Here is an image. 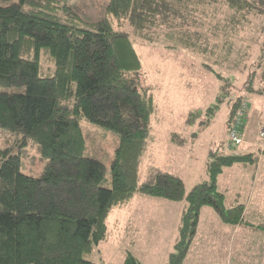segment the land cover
I'll list each match as a JSON object with an SVG mask.
<instances>
[{"label": "trees", "instance_id": "trees-1", "mask_svg": "<svg viewBox=\"0 0 264 264\" xmlns=\"http://www.w3.org/2000/svg\"><path fill=\"white\" fill-rule=\"evenodd\" d=\"M227 1L238 11L249 7L247 0ZM69 3L0 0V88L10 89H0V129L21 134L24 145L32 141L44 159L37 176L27 175L20 152L0 149V264H99L86 256L107 237L111 212L135 193L186 202L169 256V264H183L202 207L225 224L242 222L243 205L225 207L216 181L224 167L257 163L258 156L210 152L207 179L187 193L179 177L162 171L137 185L155 99L138 80L142 63L130 36L113 21H126L147 42L161 29L185 30L182 42L195 47L204 0H107L96 21ZM42 50L54 64L46 76L39 74ZM261 74L264 82V64ZM241 104L231 107L228 127ZM199 115L191 112L185 123ZM83 119L118 136L108 188L104 163L84 155ZM171 140L183 142L177 134ZM123 264L140 263L128 252Z\"/></svg>", "mask_w": 264, "mask_h": 264}, {"label": "rangeland", "instance_id": "rangeland-1", "mask_svg": "<svg viewBox=\"0 0 264 264\" xmlns=\"http://www.w3.org/2000/svg\"><path fill=\"white\" fill-rule=\"evenodd\" d=\"M106 2L70 0L69 4L84 20L96 21L104 17ZM247 2V11H238L227 0H204L198 6L199 25L193 29L198 44L189 48L182 42L185 30L161 29L153 42H147L137 37L126 21H113L116 30L130 36L142 63L138 80L155 99L137 185L153 183L154 172L162 171L179 177L187 193L207 179L210 152L253 153L260 157L258 165L254 162L224 167L217 177V190L224 194L225 207L244 204L242 225L226 224L224 229L208 232L212 224L205 219L204 211L222 223L211 207L202 208L201 230L205 234L201 231L194 235L190 257L187 262L186 255L184 264H264V205L256 208L258 213L245 209L251 191L259 197L264 192V0ZM53 70V62L42 50L39 74L50 75ZM240 100L246 104L241 124L243 144L234 149L228 147L227 122L231 107ZM199 111L191 125L185 123L191 112ZM81 126L86 136L84 155L104 163L102 186L108 188L118 136L84 119ZM174 134L183 139L182 144L171 140ZM3 147H10L13 154L21 153L24 174H39L44 159L32 141L24 145L21 134L0 129V149ZM135 197L132 205L113 210L106 222L107 237L86 259L99 264H123L129 252L142 264H169L175 243L171 242V234L175 231V237L178 235L180 213L186 202L149 198L140 193ZM126 226L134 240L124 237Z\"/></svg>", "mask_w": 264, "mask_h": 264}, {"label": "crops", "instance_id": "crops-1", "mask_svg": "<svg viewBox=\"0 0 264 264\" xmlns=\"http://www.w3.org/2000/svg\"><path fill=\"white\" fill-rule=\"evenodd\" d=\"M259 149V148H258ZM262 154H264V152L262 151ZM260 158V157H259ZM259 158H258V160H257V165H258V162H259ZM231 167V166H230ZM254 167H256V164H255V166ZM254 169H257V168H254ZM255 177H256V175H254L253 176V178H252V181L255 179ZM217 184H218V180H217ZM141 196L143 195V196H147V197H149V198H152V196H148V195H144V194H140ZM224 195V194H223ZM135 197V195L133 196V199H132V201L130 202V205H132V202H134V199L136 198H134ZM141 199H145V198H141ZM254 199H260V200H258V201H255ZM263 199H264V192H261V196L259 197V196H255V194H253L252 193V191L250 192V194L247 196V198H246V200H245V203H246V210H248L251 214L253 213V212H256V213H258L259 211L258 210H256V208L257 209H261L262 207H261V205H264V201H263ZM238 204V203H237ZM236 204V205H237ZM243 205V207H244V204H242ZM235 206V205H234ZM184 208H185V206H184ZM183 208V209H184ZM203 209H207L205 206L204 207H202ZM201 208V209H202ZM230 208V207H229ZM183 209H182V211H183ZM213 210V209H212ZM252 210H255V211H252ZM181 211V212H182ZM113 212V211H112ZM111 212V213H112ZM206 216H205V219H208V220H210L211 221V224H212V226L210 227V229H209V231L208 232H214V230L216 229V228H220V229H224V227L223 226H225L226 224L225 223H223L222 221H221V223L222 224H220L219 222H218V220H217V218H215V216L214 215H212V214H210L209 212H208V210L207 211H204L203 212ZM203 213H201V210H200V213H199V222H198V225H197V229H196V234L195 235H198V233L199 232H201L202 231V234H205L204 233V231L203 230H201V228H202V214ZM181 214L182 213H180V217H181ZM111 215V214H110ZM109 215V216H110ZM131 215V213H128V216H130ZM109 218V217H108ZM108 220V219H107ZM134 219L132 218V220H131V224H132V226L134 227ZM126 223L127 224H129V221L127 220V218H126ZM242 223L243 222H241V223H239V224H237V226H240V224L242 225ZM135 230H137V229H135ZM174 232L175 231H173L172 232V234H171V240H173V241H171V242H174V240H175V235H174ZM207 232V233H208ZM130 237L132 240H134L135 239V236H132V235H129L128 234V226H126V229H125V234H124V237L126 238V237ZM191 249V247L189 248V251H188V253H187V262H188V259H189V257H190V254H191V251L192 250H190ZM186 259V258H185ZM184 263H185V261H184ZM183 263V264H184ZM140 264H142L141 262H140Z\"/></svg>", "mask_w": 264, "mask_h": 264}, {"label": "built area", "instance_id": "built-area-1", "mask_svg": "<svg viewBox=\"0 0 264 264\" xmlns=\"http://www.w3.org/2000/svg\"><path fill=\"white\" fill-rule=\"evenodd\" d=\"M245 109H246V104L243 102L239 110L237 111L231 125L228 127L227 130L228 142H229L228 147L236 149L243 144L241 124L244 118L243 116L245 114ZM261 135H263V133Z\"/></svg>", "mask_w": 264, "mask_h": 264}]
</instances>
